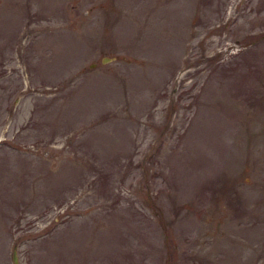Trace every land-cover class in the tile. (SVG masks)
Segmentation results:
<instances>
[{
  "label": "rangeland",
  "instance_id": "obj_1",
  "mask_svg": "<svg viewBox=\"0 0 264 264\" xmlns=\"http://www.w3.org/2000/svg\"><path fill=\"white\" fill-rule=\"evenodd\" d=\"M0 264H264V0H0Z\"/></svg>",
  "mask_w": 264,
  "mask_h": 264
},
{
  "label": "water",
  "instance_id": "obj_2",
  "mask_svg": "<svg viewBox=\"0 0 264 264\" xmlns=\"http://www.w3.org/2000/svg\"><path fill=\"white\" fill-rule=\"evenodd\" d=\"M107 60V58L105 59V57L102 59V61ZM94 63H91L90 65H93ZM13 259L15 260V256H13Z\"/></svg>",
  "mask_w": 264,
  "mask_h": 264
}]
</instances>
